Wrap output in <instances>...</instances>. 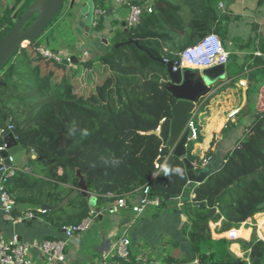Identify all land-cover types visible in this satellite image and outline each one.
I'll return each mask as SVG.
<instances>
[{"label": "trees", "instance_id": "obj_1", "mask_svg": "<svg viewBox=\"0 0 264 264\" xmlns=\"http://www.w3.org/2000/svg\"><path fill=\"white\" fill-rule=\"evenodd\" d=\"M32 1L14 0L12 7L0 10V39ZM90 1L93 11H104L108 6V0ZM222 2L152 0L151 13L144 14L133 28L116 30L109 49L91 57L83 56L74 40L71 54L49 48L48 34L57 26L60 9L45 35L43 32L18 47L0 67V128L9 124L14 127L28 157L5 183L16 204L34 205V213L60 229L87 215L90 195L101 204L121 195L138 194L148 184L150 196L160 199L158 208L179 197L188 182L185 164L151 132L171 116V106L176 102L163 86L167 80L163 59L173 61L181 50L210 32L218 34L223 42L228 5L215 12ZM91 29H103L102 15ZM249 42L252 39L245 45ZM38 47L50 50L59 59L43 57ZM260 49L264 50V45ZM71 55L77 58L74 65L69 61ZM253 56L247 67L263 65L261 57ZM225 69L227 77H232ZM237 69L242 71L243 64ZM189 143L186 158L198 166L200 159ZM159 156L166 160L156 170L154 162ZM80 180L86 187L85 194L79 189ZM192 189L193 197L185 198L182 204L187 218L182 233L197 263L234 262L239 259L230 248L235 242L245 248L252 246L249 259L240 258L244 263H264V244L255 241L256 237L251 242L213 237L210 227L219 222L213 228L217 234L238 229L244 219L253 220L255 214L264 211V110L257 111L222 167ZM41 204L52 208L38 212ZM212 207L217 212L208 217ZM156 261L183 264L164 250ZM122 264L142 261L132 256Z\"/></svg>", "mask_w": 264, "mask_h": 264}, {"label": "crops", "instance_id": "obj_2", "mask_svg": "<svg viewBox=\"0 0 264 264\" xmlns=\"http://www.w3.org/2000/svg\"><path fill=\"white\" fill-rule=\"evenodd\" d=\"M13 1L0 0V10L6 6L12 7ZM227 5L226 13L229 19L223 44L227 42L238 49L236 55L240 59V65L243 64V69L237 71L232 77H227L225 69V79L217 84V90L221 89V94L214 100H212L214 94L204 100L202 98L201 106L205 107V110L201 115L197 114L201 117L197 122L199 139L193 143L192 153L197 155L200 161L203 156H210V160L204 166L193 163L195 173L204 167L215 171L220 169L226 155L241 140L246 127L251 124L257 111L264 110V63L257 68L247 67V64L254 59L253 55L264 60V50L260 49V46L264 45V0L262 2L260 0H228L223 6ZM74 6L77 10L72 19L71 28L76 37V48L89 56L103 54L109 49V39L114 32L124 29L127 9L113 0H108V6L102 13L103 29L96 32L90 30L93 17L91 1L74 0L72 7ZM249 39H252V44L255 45L251 52L247 50L251 44L245 45ZM236 108L237 113L233 118L228 119L227 113ZM224 125L227 127L224 128ZM27 159L25 155L17 167L24 165ZM189 188L191 187L187 184L182 194L171 200L168 206L149 207L141 214H135L129 209L111 212L110 201L96 204L93 207H98L100 213L90 227L77 232L76 235L73 234L67 241L66 264H122V259L113 253L114 241L121 235L130 240V257L133 256L138 261L143 260L146 264H157L156 256L163 252L162 248L171 239L178 244L171 253L174 258L182 260L183 263L197 262L182 233L187 222L182 211L183 200L194 194L193 189ZM79 189L82 192V189ZM137 195L134 192L129 196L135 201ZM35 208L34 205L29 204L17 205L16 215L33 211ZM259 214H255L253 220L249 217L244 219L240 227L236 229V240L251 242L256 237L255 241H261L264 244V237L259 235L260 231H264V219L258 217ZM210 225L212 236L225 234V232L215 233L214 224ZM0 232L7 236L17 234L21 241L29 244L35 240L58 238L62 234L61 228L48 222L43 215L36 214L10 224L3 220L1 210ZM230 248L235 256L245 260L249 259L252 250V246L245 248L238 242L233 243ZM32 254L35 256L36 252L32 251Z\"/></svg>", "mask_w": 264, "mask_h": 264}, {"label": "built area", "instance_id": "obj_3", "mask_svg": "<svg viewBox=\"0 0 264 264\" xmlns=\"http://www.w3.org/2000/svg\"><path fill=\"white\" fill-rule=\"evenodd\" d=\"M118 5L125 7L127 9V17L125 20L124 28H133L137 26L144 14L152 12V0H113ZM223 7L222 3H219V8ZM103 11L96 9L93 11V17L91 26L97 24ZM38 53L43 57H56L50 50L38 47ZM231 52L224 46L219 35L210 32L205 34L200 38L195 44L187 46L177 54V58L173 61L167 58L163 59L166 64L168 61L172 62V71L183 68L191 69H203L209 68L216 65H225L230 59ZM238 109L230 110L227 113L228 119L234 117ZM186 122L187 143L190 141H196L199 131L196 126L193 115ZM164 119L161 120V122ZM160 124L156 127V131L159 130ZM227 127L224 125V128ZM3 129H14V127L9 124ZM17 139V137H16ZM240 142V141H239ZM239 142L236 147L239 146ZM4 149L2 142L0 143V151ZM10 158V157H9ZM165 156H159L158 160L154 162V168L156 170L163 167L165 163ZM210 160V156H203L201 158L200 164L203 166ZM17 166L12 167H2L3 173L0 177V210L2 218L5 222L10 224H15L24 219L32 216H36L33 211H25L24 214L14 215L13 212L16 210L17 204L14 198L7 192L5 183L7 179L13 175ZM187 184L193 186L199 185L198 183ZM186 184V185H187ZM186 187V186H185ZM109 197H113L111 193L107 194ZM194 195V194H193ZM190 195V198L193 197ZM93 198V195L89 196V200ZM89 205V211L87 215L82 218V220L76 224L64 225L61 228L62 234L58 238H47L41 240H35L32 243L23 242L19 239L17 234H11L9 236L4 235L0 232V264H66L65 259V247L67 241L73 236V234L86 230L93 223L95 218L99 215L100 211H97L93 206ZM160 199L157 196H150V188L148 184H144L140 188V193H138L136 200L134 201L129 195H121L114 197L111 201L109 210L111 212H116L120 209H129L135 214H141L147 210L149 207H159ZM38 212H44V209L40 207L37 208ZM264 213V211L260 212ZM219 226V222L214 223V227ZM237 230L231 228L225 232L227 239L236 240ZM32 251L36 252V258L32 254ZM113 253L118 258L129 261L131 251H130V240L128 237L121 235L114 241ZM142 264H146L143 262Z\"/></svg>", "mask_w": 264, "mask_h": 264}, {"label": "water", "instance_id": "obj_4", "mask_svg": "<svg viewBox=\"0 0 264 264\" xmlns=\"http://www.w3.org/2000/svg\"><path fill=\"white\" fill-rule=\"evenodd\" d=\"M228 0H223L226 5ZM74 0H70V4ZM64 0H33L19 18L14 22L10 29L0 39V67L13 55L18 47L23 46L29 41L40 36L51 20L60 11ZM218 14L219 8L215 9ZM34 17L33 21L25 27V23ZM70 63H76L75 55L69 57ZM172 62L165 64L167 80L164 82V88L176 99L171 106V116L164 118L160 123L159 130L151 131L157 134L161 139L162 146L168 147L171 154L182 158L186 177L189 183L201 184L205 179L215 172L214 169L208 167L200 168L197 173L194 172V164L186 158L187 134L186 122L190 116L196 111L198 106L202 105V98L209 97L214 94L218 88L217 84L224 80L225 65L220 64L209 68L191 69L183 68L172 71ZM0 140L4 149L0 151V177L3 173L2 167H14L19 164L21 159L26 155V151L18 143L16 132L14 129L0 128ZM33 156L36 155L31 151ZM10 157V158H9ZM82 193H86V187L82 180L79 182ZM91 206H95V199L89 200ZM41 209L49 210L52 208L49 204H41ZM99 211V208H95ZM216 208L209 209L207 216L210 217L216 213ZM20 238V237H19ZM183 264H199L183 263ZM204 264H246L242 259H236L234 262H211Z\"/></svg>", "mask_w": 264, "mask_h": 264}, {"label": "rangeland", "instance_id": "obj_5", "mask_svg": "<svg viewBox=\"0 0 264 264\" xmlns=\"http://www.w3.org/2000/svg\"><path fill=\"white\" fill-rule=\"evenodd\" d=\"M90 2V0H87ZM92 3V2H91ZM76 6V5H75ZM69 7V0H64L63 3V8H61V12L58 15V23L56 28H54V30L48 34V41H49V48H57L58 49V53L59 54H64V53H70V51H72V41L74 40V44H76V40L74 39L75 35L73 34V30L71 28V24L70 21H72V19L75 16V12L77 10V7ZM92 13H93V8H92ZM249 18V17H248ZM251 18V16H250ZM91 19V17H90ZM50 29V27L48 28ZM91 31H93L92 29H90ZM121 31V30H119ZM48 32V30L46 29L44 31V35ZM74 37H73V36ZM125 37V36H123ZM76 38V37H75ZM110 41V39H109ZM111 42V41H110ZM251 44V45H249ZM249 47H248V51L251 52L253 50V46H255L254 44H252L251 42L248 43ZM224 46L229 48V50L232 52V56L230 57L229 61L227 62V64H225V67L227 68V70L229 71V73L231 75H234L238 69L237 66L240 65L239 61L240 59L237 57V50L236 47H232L230 43L224 42ZM71 54V53H70ZM83 56H87V57H91V55L89 56V54H84V52L82 53ZM221 94V89L216 90V92L214 93L212 100L217 99V97ZM213 102V101H212ZM205 110V107L203 106H198L195 114L193 115V118L195 120V123L200 121V116H198L197 114H202V112ZM198 123H196L197 125ZM195 141H190V145L194 143ZM192 189L193 184L190 185ZM168 206V205H167ZM263 219H264V215H263ZM77 233H75L76 235ZM259 235L264 237V231H260ZM214 237H218V235L213 234ZM221 236H225V235H221ZM178 244L173 241L172 239L168 241V244L164 245V248H162V250H164L167 253H172L174 251V248L177 247Z\"/></svg>", "mask_w": 264, "mask_h": 264}, {"label": "bare ground", "instance_id": "obj_6", "mask_svg": "<svg viewBox=\"0 0 264 264\" xmlns=\"http://www.w3.org/2000/svg\"><path fill=\"white\" fill-rule=\"evenodd\" d=\"M24 43H25V42H24ZM24 43H23V44H24Z\"/></svg>", "mask_w": 264, "mask_h": 264}]
</instances>
